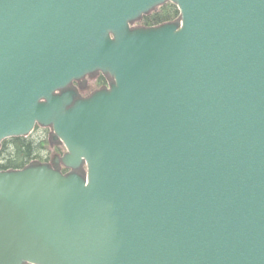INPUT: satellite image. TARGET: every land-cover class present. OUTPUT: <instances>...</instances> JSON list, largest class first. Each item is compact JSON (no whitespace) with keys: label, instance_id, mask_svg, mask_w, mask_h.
I'll use <instances>...</instances> for the list:
<instances>
[{"label":"water","instance_id":"95a60500","mask_svg":"<svg viewBox=\"0 0 264 264\" xmlns=\"http://www.w3.org/2000/svg\"><path fill=\"white\" fill-rule=\"evenodd\" d=\"M37 125L70 171L0 170V264H264V0H0V143Z\"/></svg>","mask_w":264,"mask_h":264},{"label":"trees","instance_id":"16d2710c","mask_svg":"<svg viewBox=\"0 0 264 264\" xmlns=\"http://www.w3.org/2000/svg\"><path fill=\"white\" fill-rule=\"evenodd\" d=\"M178 20H180L178 6L168 1L144 15L137 24L148 27ZM95 75L97 74L93 76ZM83 82L79 85L80 95L81 91L85 90ZM111 82L110 76L99 73L96 90L108 87ZM64 150H66L64 144L60 140H55L50 127L37 125L28 136L10 137L0 143V170H16L32 164L48 163L54 160L52 153L61 154ZM79 172L84 174L85 169H80Z\"/></svg>","mask_w":264,"mask_h":264},{"label":"rangeland","instance_id":"374dc122","mask_svg":"<svg viewBox=\"0 0 264 264\" xmlns=\"http://www.w3.org/2000/svg\"><path fill=\"white\" fill-rule=\"evenodd\" d=\"M135 26H137V24ZM84 80L85 81L83 82V84H84L83 86H84L85 90L81 91V93H82L81 97L89 96L90 94H92L93 92L96 91L97 75H95V76H93V75L87 76ZM50 132H53V130L51 128H50ZM65 153H66V150L61 152V154H58V153L54 152V153H52V157L53 158H55V157L57 158L59 156L62 157Z\"/></svg>","mask_w":264,"mask_h":264},{"label":"flooded vegetation","instance_id":"af4514ba","mask_svg":"<svg viewBox=\"0 0 264 264\" xmlns=\"http://www.w3.org/2000/svg\"><path fill=\"white\" fill-rule=\"evenodd\" d=\"M95 74H99V73H95ZM84 80H79V81H75L72 85H71V88L73 89H76L77 92L79 93V85H80V82H83ZM79 96L81 97L80 93H79ZM58 159H61V157L59 156ZM52 167L56 168V169H59L61 171H63L64 173H68L70 170L67 169L60 161L59 162H56V157L54 158L53 161L51 162H48Z\"/></svg>","mask_w":264,"mask_h":264}]
</instances>
